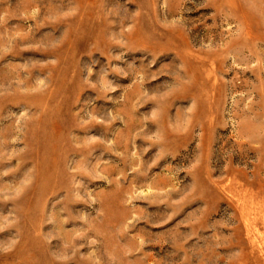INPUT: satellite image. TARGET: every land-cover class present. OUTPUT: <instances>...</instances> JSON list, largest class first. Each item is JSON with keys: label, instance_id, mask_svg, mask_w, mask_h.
I'll use <instances>...</instances> for the list:
<instances>
[{"label": "rangeland", "instance_id": "rangeland-1", "mask_svg": "<svg viewBox=\"0 0 264 264\" xmlns=\"http://www.w3.org/2000/svg\"><path fill=\"white\" fill-rule=\"evenodd\" d=\"M0 264H264V0H0Z\"/></svg>", "mask_w": 264, "mask_h": 264}]
</instances>
